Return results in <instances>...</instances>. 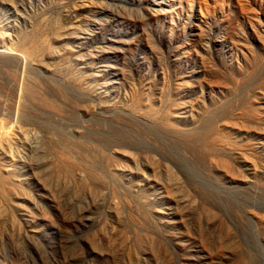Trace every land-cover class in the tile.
I'll list each match as a JSON object with an SVG mask.
<instances>
[{"label": "rangeland", "instance_id": "obj_1", "mask_svg": "<svg viewBox=\"0 0 264 264\" xmlns=\"http://www.w3.org/2000/svg\"><path fill=\"white\" fill-rule=\"evenodd\" d=\"M0 264H264V0H0Z\"/></svg>", "mask_w": 264, "mask_h": 264}]
</instances>
